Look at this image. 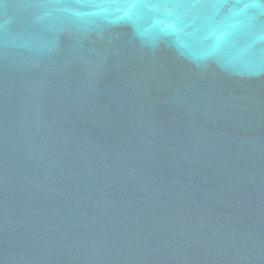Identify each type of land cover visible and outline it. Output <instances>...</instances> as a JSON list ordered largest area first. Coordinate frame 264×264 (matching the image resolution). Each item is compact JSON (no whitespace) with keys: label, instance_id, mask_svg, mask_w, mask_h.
Returning a JSON list of instances; mask_svg holds the SVG:
<instances>
[{"label":"water","instance_id":"1","mask_svg":"<svg viewBox=\"0 0 264 264\" xmlns=\"http://www.w3.org/2000/svg\"><path fill=\"white\" fill-rule=\"evenodd\" d=\"M0 264H264V0H0Z\"/></svg>","mask_w":264,"mask_h":264}]
</instances>
